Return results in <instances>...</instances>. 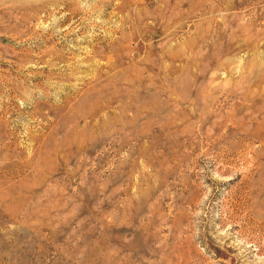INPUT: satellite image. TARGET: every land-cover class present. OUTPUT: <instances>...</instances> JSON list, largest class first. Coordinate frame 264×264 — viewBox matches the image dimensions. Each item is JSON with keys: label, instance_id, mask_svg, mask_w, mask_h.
Returning <instances> with one entry per match:
<instances>
[{"label": "rangeland", "instance_id": "rangeland-1", "mask_svg": "<svg viewBox=\"0 0 264 264\" xmlns=\"http://www.w3.org/2000/svg\"><path fill=\"white\" fill-rule=\"evenodd\" d=\"M0 264H264V0H0Z\"/></svg>", "mask_w": 264, "mask_h": 264}, {"label": "bare ground", "instance_id": "bare-ground-1", "mask_svg": "<svg viewBox=\"0 0 264 264\" xmlns=\"http://www.w3.org/2000/svg\"><path fill=\"white\" fill-rule=\"evenodd\" d=\"M8 195V194H7Z\"/></svg>", "mask_w": 264, "mask_h": 264}]
</instances>
